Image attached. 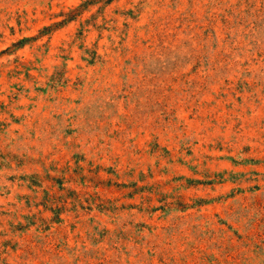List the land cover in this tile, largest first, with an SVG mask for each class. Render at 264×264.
<instances>
[{
    "label": "rangeland",
    "instance_id": "1",
    "mask_svg": "<svg viewBox=\"0 0 264 264\" xmlns=\"http://www.w3.org/2000/svg\"><path fill=\"white\" fill-rule=\"evenodd\" d=\"M0 264H264V0H0Z\"/></svg>",
    "mask_w": 264,
    "mask_h": 264
}]
</instances>
